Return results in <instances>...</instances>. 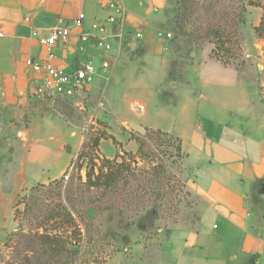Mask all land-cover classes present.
<instances>
[{
  "label": "rangeland",
  "instance_id": "rangeland-1",
  "mask_svg": "<svg viewBox=\"0 0 264 264\" xmlns=\"http://www.w3.org/2000/svg\"><path fill=\"white\" fill-rule=\"evenodd\" d=\"M263 19L264 0H170L164 22L175 44L136 63L137 70L123 60L109 73L97 65L95 90L72 99L41 100L29 97V88L0 84V264H104L119 249L124 255L126 239L140 234L134 221L146 228L147 244H168L175 226H183L181 214L193 206L177 136L187 134L205 109L216 110L206 108L204 97L237 98L241 81L246 94L255 93L252 75L241 72L252 62L256 40H264L255 31ZM216 45L229 51L228 65L212 55ZM133 97L147 104L145 113L132 108ZM45 116L73 153L83 142L68 183L36 181L26 164V134L33 117ZM34 122L38 129L43 119ZM105 135L121 149L112 139H101L100 149L94 145ZM119 150L132 164L128 177L109 189L89 183L92 164ZM56 236L55 242H65L55 248Z\"/></svg>",
  "mask_w": 264,
  "mask_h": 264
},
{
  "label": "crops",
  "instance_id": "crops-1",
  "mask_svg": "<svg viewBox=\"0 0 264 264\" xmlns=\"http://www.w3.org/2000/svg\"><path fill=\"white\" fill-rule=\"evenodd\" d=\"M169 2L0 0V33L3 34L0 84L18 92L29 88V97L35 98L26 61L48 57V48L41 40L54 28L72 25L80 15L85 16L82 30L94 32V25L103 24L114 15L110 9L113 3L121 4L125 14L122 25L108 28L112 50L105 52L94 42H81V30L74 29L66 41L60 40L53 50V64L72 72L84 63L91 62L101 68L104 61L110 60L114 70L123 60L132 70H137L136 63L144 65L143 59L149 61L161 55L168 42L175 44L173 37L159 36L169 33L164 22ZM137 33L142 34V39L135 37ZM244 69L240 72L252 75L255 93L246 94L241 81L243 94L237 98L221 97L218 102L204 97L206 108L213 105L216 110L209 113L207 111L211 110L205 109L203 120L197 118L187 134L177 136L186 156L184 176L189 199L193 202L190 210L185 211L184 216L181 214L183 226H175L168 244L162 241V245L150 246L146 241V228H141L137 221L131 222L133 226L138 225L140 234L126 239L124 255L119 249L105 258L104 264H264L263 39L256 40L252 62ZM95 85L96 79L86 92L95 90ZM143 93L149 95L147 89ZM130 102L132 108L146 112L147 104L142 99L133 97ZM39 118L43 123L37 129L34 121ZM48 119L49 116L33 117L26 134V164L37 173L36 181L41 183L60 180L83 148L80 142L78 151L73 153L61 132L53 131L55 126ZM75 135L76 132H71V136ZM107 158L114 159L115 154ZM115 238L118 243L121 237L116 234Z\"/></svg>",
  "mask_w": 264,
  "mask_h": 264
},
{
  "label": "built area",
  "instance_id": "built-area-1",
  "mask_svg": "<svg viewBox=\"0 0 264 264\" xmlns=\"http://www.w3.org/2000/svg\"><path fill=\"white\" fill-rule=\"evenodd\" d=\"M110 9L114 11V15L110 16L105 23L94 25L92 28L94 32L82 30L84 28L85 16L80 15L79 18L73 20L72 25L54 28L44 40H41V44L48 48V57L44 60L29 58L26 61V66L32 76L31 81L36 98L41 100L55 99L58 97L72 99L84 94L88 90V87L96 78V66L88 62L80 65L72 72H66L53 64V50L60 40L63 42L66 41L68 34L72 30L79 29L81 30L79 34L81 42H94L99 49L105 52L111 51L112 46L108 42V28L114 24L122 25L125 9L119 3L111 4ZM164 35L166 38L172 39V34L170 33L159 34L160 37H164ZM135 37L142 39L143 36L137 33ZM1 38H3V34L0 33ZM112 70V62L110 60L104 61L101 66V71L109 73ZM73 169L75 170V166L71 165L69 170L62 176L61 180L64 183L70 181Z\"/></svg>",
  "mask_w": 264,
  "mask_h": 264
},
{
  "label": "trees",
  "instance_id": "trees-1",
  "mask_svg": "<svg viewBox=\"0 0 264 264\" xmlns=\"http://www.w3.org/2000/svg\"><path fill=\"white\" fill-rule=\"evenodd\" d=\"M255 31L258 33L260 38H264V19L262 20L259 26L255 27ZM228 52H229L228 50H222V45H216L212 51V55L215 57V59H217V61H219L221 64L226 66L229 64L226 58V53ZM147 132L155 133L158 135L167 134L160 130H157V131L147 130ZM101 139H105V140L112 139L113 143L117 145L119 149H121V145L117 142V140L114 137L110 135H105L102 138H98L94 145L98 147ZM142 152H143V143L140 144V147L138 149L139 154H142ZM81 155L82 154H80V156ZM131 167H132V164H130L127 161V158L125 156H122V150H119L118 154L116 155L114 159H108L105 157V158H102V160H99V164L93 163L92 169L87 174V177H88L89 183H91L93 186L104 187V188L109 189L113 187L114 184H116L117 182L124 181L128 177L132 169ZM96 169L98 170L97 172L98 174H96ZM157 169L164 171L166 168L162 166L161 167L158 166ZM164 177H165L166 186H167L166 189L168 190L170 186L169 184L170 182L168 183L167 180L169 178L166 175ZM163 195L165 197L167 195V192H165V194ZM55 239H57V236L53 237V242H55L54 241ZM60 241L62 240H57V242H55L56 244L55 248L58 247V244ZM62 242H65V241H62Z\"/></svg>",
  "mask_w": 264,
  "mask_h": 264
}]
</instances>
